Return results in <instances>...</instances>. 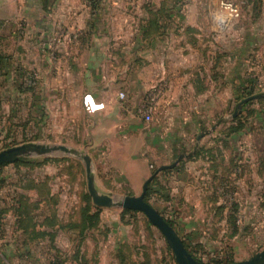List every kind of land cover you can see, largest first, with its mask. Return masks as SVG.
Returning a JSON list of instances; mask_svg holds the SVG:
<instances>
[{
  "label": "crops",
  "instance_id": "crops-1",
  "mask_svg": "<svg viewBox=\"0 0 264 264\" xmlns=\"http://www.w3.org/2000/svg\"><path fill=\"white\" fill-rule=\"evenodd\" d=\"M258 1L211 0L209 9L219 13L196 15L195 8L192 14L171 15L180 21V31L167 32L149 45L138 31L127 33L128 41L122 42L125 33L110 29L109 12L121 6L118 0H100L96 9L81 0H0V41L13 43L23 26L20 45L24 57L30 56V64H35L39 44L59 45L77 32L83 35L75 51L62 49L58 56L73 61L75 72L81 73L88 86V145L100 174L95 177L101 193L110 194L105 193L109 189L104 176L114 180L116 176L123 180L111 184L128 188L136 197L151 177V169L170 166L182 157L173 172L159 175V181L171 200L178 195L188 201L193 190L202 200L201 214L207 218L190 217L183 222L185 235L229 225L225 219L215 226L209 222L214 205L215 213L220 206L225 215L231 210L219 202L229 193L221 189L228 182L232 199L239 205L237 214H247L244 230L250 232L261 225L264 228V100H260L264 98V0ZM152 7L160 11L161 6ZM14 52L9 48L0 52V72L14 70L10 59ZM253 71L256 95L245 99L255 97L248 105L253 114L242 132L229 133L245 101L240 102L241 90L251 84ZM162 82L165 94L147 123L134 107ZM246 180L252 187L243 197L247 204L240 205ZM3 195L0 192V210L7 212L0 226V264H47L54 247L66 254L65 264H77L71 248L81 242L67 227L74 220L58 208V223L50 225L52 213L33 191L16 188L7 198ZM22 195L30 198V204L40 202L30 212L33 221L21 222L25 217L13 209ZM236 224L242 233L239 219ZM65 231L72 232L70 237L63 235ZM107 235L96 245L100 264H122L120 251L125 241L110 231ZM190 239L195 241V234Z\"/></svg>",
  "mask_w": 264,
  "mask_h": 264
},
{
  "label": "rangeland",
  "instance_id": "rangeland-1",
  "mask_svg": "<svg viewBox=\"0 0 264 264\" xmlns=\"http://www.w3.org/2000/svg\"><path fill=\"white\" fill-rule=\"evenodd\" d=\"M81 1H85L89 5L91 3V0ZM118 1L122 2L121 6L109 12L111 15L110 29L112 31L118 29L119 32L125 33L122 42L128 41L129 35H126L127 33L140 31L141 27L147 25V22H141V19L150 17L149 11L153 10L152 5L156 3L161 6L160 15L162 13V17L167 15V11L172 15H179L184 11L192 14L195 8L196 15L200 12L206 15L219 13L218 9H209L208 5L211 0ZM176 1L179 3L175 5L174 2ZM155 8L154 10H157ZM179 22L176 20V24L170 25L168 33L180 31L181 23ZM161 27L165 30L164 23ZM23 36H25L23 26H20L16 31V39L13 43L0 41L1 53L7 48L10 51H15L14 56L10 58L15 64L14 70L0 72V152L33 143L48 147L65 146L89 156L92 155L87 136L90 121L86 111L88 86L86 81H82L81 73L75 72L73 61L63 60L62 57L58 56L62 49L67 52L75 51L76 43L81 45L83 42L80 41L83 35L77 32L74 36H70L65 43L59 45L39 44L36 46L38 48V61L35 60V64H30L33 60L30 56L24 57L23 47L20 45ZM72 66L73 69H71ZM251 74L250 77L256 80V72L253 71ZM125 100L126 97L123 101ZM143 104L144 102H141L134 107L138 116H140L139 108ZM92 106L95 107L93 102ZM22 159L31 160V162L20 165L10 164L0 170V176L6 180V184L0 188V192H4L3 197L7 198V193L16 188L23 190V185L29 184V181L36 182V184L40 183L46 190H51L53 194L59 197L57 210L60 208L63 215L67 214L74 222L78 221L80 213L87 204L86 198H84V194L88 193L84 163L75 156H68L61 152L46 156L36 154ZM93 170L95 175L100 176L94 165ZM151 170V175L157 171L156 168ZM122 180L121 177L116 176L115 180L112 176H104L103 178V181L107 183V189H109L105 193H110L116 201L133 195V192L126 187L117 188L114 186L116 182ZM229 183L227 187L221 188L229 193H224L219 202L231 208L233 206L231 203H236V201L232 199V187ZM251 187V182L247 180L242 185L240 205L246 202L243 201V197H246V193ZM141 194L142 191L138 192L136 197ZM193 194L188 201L184 198V201L180 200L178 195H175L170 203L156 197V195L149 199L150 203L165 219L174 223L175 231L189 246L190 253H193L198 259H202L206 264H215L214 261L226 263L228 259L234 263L246 261L264 250V228L261 225V227L250 232L244 230L248 222L246 213L236 215V221L239 219L243 224L241 227L243 232L239 233L238 231L237 237L233 236L234 232L231 225L221 226L219 230L215 227L211 228L210 231L207 228L206 230H203L204 228L197 229L195 233L185 235L181 228L183 222L189 220L190 217L198 220L207 218L206 215L201 214L203 213V204L196 190H193ZM214 206L213 213L209 216L210 224H214V226L216 222L221 224L224 219L228 222V215L215 213L217 210L216 205ZM100 223L101 228L98 231H91L86 234L81 248V253L84 254L85 259H80L77 264L101 263L98 257L99 253L97 254L99 246L96 247V245L97 241L102 242L106 237L105 232L107 230L116 235V238L125 241L123 245H126L125 254L128 258L122 264H177L165 237L149 222L145 215L141 213L124 214L121 208L103 209L100 214ZM119 228L121 231L117 230ZM115 229L118 232L114 231ZM63 233H65L63 235L70 237L72 232L65 231ZM192 234H195V241L190 239ZM75 240L79 242L77 235ZM229 248L232 249V252ZM72 249L74 251L75 248ZM230 253H232V258L229 257Z\"/></svg>",
  "mask_w": 264,
  "mask_h": 264
},
{
  "label": "trees",
  "instance_id": "trees-1",
  "mask_svg": "<svg viewBox=\"0 0 264 264\" xmlns=\"http://www.w3.org/2000/svg\"><path fill=\"white\" fill-rule=\"evenodd\" d=\"M178 3H179V1L174 2L175 5ZM99 4H100V0H91V3H90V5L92 6L93 9H96ZM149 13L151 14L150 17L148 18V20L144 21V22H147V25L141 27V30L138 32L140 35V39L143 42H146L149 45H152L156 41L157 38L162 37L165 34H167L170 25L176 24V20H178V19L175 16H171L172 14L169 11H167V15L163 16L164 18L161 16L162 13L160 15V11L150 10ZM162 23L165 24V30H163V28H162L163 26L161 27ZM152 27L154 29H151ZM0 61L1 62L3 61V57L1 55H0ZM29 84H31V83H29ZM256 88H257L256 80L252 79L251 84L249 86H247L246 88L241 90L240 102L251 97V96H255L256 95ZM260 100L262 102L264 100V98H262ZM253 101L254 100H249L248 102L243 104L242 111L237 115V117L233 120V124L230 125V127L228 128L229 133H232V134L233 133H239V132H242L246 128V126L248 125V119H249L248 117L253 114V112L251 110H248L249 109L248 105L253 103ZM244 112H246V114H244ZM28 162H31V160L26 161V160L20 159V160L14 162L12 164L13 165H16V164L20 165V164L28 163ZM8 165H10V164H5L3 166H0V170L3 169L4 167L8 166ZM174 170L175 169L161 171L151 181V183L149 184L148 192H147L146 199H145L147 203L152 205L150 203L149 199L153 195H156V197L161 198L162 200H165V202H169L171 200V198L169 196H166V194H164V191L166 189H165V186L159 181V175H161V174L168 175L169 173L173 172ZM5 184H6L5 178H2L0 176V188L2 186H4ZM224 186L227 187V185H224ZM23 190L33 191V192L37 193V195L39 196L38 198L40 199L39 201H41V203L43 205H45V207H47L48 211L50 213H52L51 214L52 217L48 218V223L50 225H55L58 223V219L55 217V210H57L56 206L58 205V200H59V197L57 195L53 194L51 192V190H46L45 187L43 186V184H40V183L36 184V182L33 183L32 181L31 182L29 181V184L23 185ZM84 195H85L84 198H86L87 204H86L84 210L80 213L79 220L76 222L73 221L72 223H70L67 226L70 229V231L74 232L77 235V237L80 239V242H81L77 245V247H75L74 259L77 262L80 260V255H82L81 259H85L84 254L81 253V247L80 246H81V244L84 243V239L86 238V234L88 232H91V231H98L101 228L100 214L103 210L101 208L96 207L92 203L91 197L88 193H86ZM29 200H30V198H28L26 195H22L20 200L17 202V204L14 205L13 209L20 216V218L25 217V219L23 218L20 220L21 222H23L24 220L33 221V218L31 217L30 212L32 209H37L40 206V202L36 201L35 203L30 204L28 202ZM49 206L51 207V209ZM237 206H238V204L234 203V205L231 207V210H229V213L227 214L229 217L228 218L229 225H231L233 232H234L233 236H236L237 232L239 231L238 225L236 224ZM53 207H55V208H53ZM217 209L219 210L218 213L224 214L225 208L223 206L217 207ZM6 212H7V210H5V209L0 210V226H2V220H3L2 218ZM123 213L128 214V215H134V214H139L140 212L123 210ZM165 220L169 223V225L171 227H173L175 229L173 222H171L167 219H165ZM107 234H108V230L105 232L106 237L108 236ZM34 237L35 236L33 234L32 238H34ZM52 237L53 236H51V239H52ZM184 245H185L186 249L189 251V246L185 242H184ZM229 250L232 252V249L229 248ZM50 251L52 254L51 253L48 254L50 256L48 257L47 264H65L66 263L65 262L66 254L63 251H61L55 247L53 249H51ZM125 253H126V245L124 244L121 248V251H120L121 259L123 260L122 263H124L126 261V259L128 258V256ZM191 254L193 255V257L197 261L203 262L202 259H198L193 253H191ZM229 257L232 258V253H230ZM214 262H215V264H231V263H234V261H232L230 259H228L226 261V263H224L223 261H214ZM86 263H88V262L86 261ZM40 264H42V263H40ZM204 264H206V263H204Z\"/></svg>",
  "mask_w": 264,
  "mask_h": 264
},
{
  "label": "water",
  "instance_id": "water-1",
  "mask_svg": "<svg viewBox=\"0 0 264 264\" xmlns=\"http://www.w3.org/2000/svg\"><path fill=\"white\" fill-rule=\"evenodd\" d=\"M251 99H255V97L250 98V100ZM248 101L249 100H245L243 104ZM58 152H61L68 156H75L84 163L88 193L92 199L93 204L96 207L101 209L121 208L123 210L136 211L144 214L149 222L154 227H156L165 237L169 247L171 248L175 256V261L177 264H203L197 261L193 257V255L186 249L183 240L175 231V229L171 227L165 220V218L145 200L151 181L161 171L173 169L181 161L182 157H180L176 163L170 166H163L159 168L153 175H151V177L144 183L142 194L140 196H127L124 197L121 201H116L111 194H103L97 189L96 177L93 170V160L91 156L65 146L48 147L31 143L9 148L0 152V166H3L5 164H12L27 156H34L36 154L46 156L56 154ZM232 264H264V250L260 253L255 254L253 257L246 261Z\"/></svg>",
  "mask_w": 264,
  "mask_h": 264
},
{
  "label": "built area",
  "instance_id": "built-area-1",
  "mask_svg": "<svg viewBox=\"0 0 264 264\" xmlns=\"http://www.w3.org/2000/svg\"><path fill=\"white\" fill-rule=\"evenodd\" d=\"M165 83L162 82L150 90L143 101L144 104L140 106L138 113L146 122L152 121V114L157 108L160 100L163 98L165 94ZM121 99L125 98L124 94H120Z\"/></svg>",
  "mask_w": 264,
  "mask_h": 264
}]
</instances>
